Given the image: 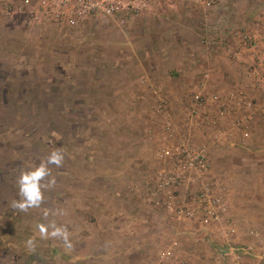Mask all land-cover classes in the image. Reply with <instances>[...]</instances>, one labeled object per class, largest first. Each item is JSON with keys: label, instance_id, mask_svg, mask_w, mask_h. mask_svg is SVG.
Segmentation results:
<instances>
[{"label": "rangeland", "instance_id": "1", "mask_svg": "<svg viewBox=\"0 0 264 264\" xmlns=\"http://www.w3.org/2000/svg\"><path fill=\"white\" fill-rule=\"evenodd\" d=\"M195 4L181 0L174 6L196 20L201 9ZM175 9L153 8L124 31L110 23L63 32L22 20L0 21V264H92V259L79 258L128 250L131 243L123 242L130 229L135 238L158 237L164 244L187 231L182 223L172 225L177 218L153 202L161 197L158 178L141 182L129 177H139L135 170L141 167L153 175L163 165L156 150L143 162L139 157L155 140L159 117L178 127L175 135L189 133L188 125L180 126L183 116L191 121L180 107L187 106L194 81L181 83L175 67L178 56L186 58L188 51L168 50L189 37L178 29L167 33ZM262 22L264 15L257 23ZM161 100L167 116L156 111ZM62 102L65 108L60 109ZM44 109L63 110L62 117L56 118V111L46 116ZM253 143L235 158H248L250 163L240 166L264 188V130ZM53 151L63 157L59 166L48 162ZM41 164L49 172L40 182L43 199L21 211L13 206L22 199L20 177ZM200 187L201 180H185L176 195L184 200ZM41 224L46 237L40 234ZM57 228L66 239L52 235ZM138 240L132 249L140 247ZM161 247L144 250L155 256Z\"/></svg>", "mask_w": 264, "mask_h": 264}, {"label": "crops", "instance_id": "2", "mask_svg": "<svg viewBox=\"0 0 264 264\" xmlns=\"http://www.w3.org/2000/svg\"><path fill=\"white\" fill-rule=\"evenodd\" d=\"M193 1L196 2V0ZM263 3L264 0H217L209 9L208 15L204 13V8L195 4L196 8L201 9L196 20L188 19V14H180L178 5L173 6L172 9L176 7L177 14L173 16L175 19L172 21V30L167 33L177 34L179 31L189 36L188 39L182 37V42L179 40L178 44L168 48V50L173 48V51H188L186 58L179 55V59H176L175 67L180 73L178 78L182 79L180 82L191 83L194 81L192 83L194 92L201 83L202 74L211 70L207 93L222 92L242 83L244 81L242 65L226 56L222 39L223 36H226V27L232 28L243 24L249 28L252 34L260 38V44L264 47V22L257 23L260 16L264 15ZM206 23H208V27ZM175 29H178L177 32ZM206 39H213L210 48L204 42ZM243 58L248 60L249 54H243ZM180 110L183 111V114L188 113L187 106H181ZM159 119L160 122L154 126L155 140L151 139L153 142H149L152 147L148 143L146 147L149 148L146 150L144 148L139 154L141 162L147 153L152 154V151L156 150L157 154L172 143V138L170 140L166 128H164L166 120L161 117ZM183 119L180 120L182 122L180 126L186 127L188 125V131H192L190 125L193 122L190 121L188 124ZM263 122L264 119L262 118L256 120L250 137L246 139L238 134L227 145L209 146V154L213 160V168L209 173V178H217L216 182L223 188L229 206L227 214L222 217L220 222L203 225L193 220L174 219L172 225L182 223L187 231H183L179 235L176 233L166 244L159 242L158 237L149 238L142 235L135 238L132 235L135 231L130 229L128 234L132 236L126 235L123 242L124 244L131 243L128 250L107 253L96 251L88 255V258L79 259H92V264H264V206L261 203V198L264 199V188L255 185L251 180L254 174L251 175L244 166H240L250 163L248 158H239V160L235 158L237 154L242 152V149L256 146L253 141L264 130ZM193 132L195 140L202 142L201 144L207 143L204 136V124L195 123ZM220 148H223L222 151ZM224 148L230 150H224ZM150 150L152 151L150 152ZM230 163L235 164L234 167ZM135 169L133 168V171ZM139 169L135 171H139L140 176L131 175L129 176L131 180H136L134 178L136 177L137 179L140 178L142 182L143 178L147 179L149 176L153 177L152 180L157 178L156 173L149 175L144 173L142 167ZM255 233L258 237L255 236ZM138 238H140L137 241L140 247H136V250L132 249L137 246L133 244ZM113 242H118V240H113ZM148 245L154 246L156 249L158 245L162 247L153 256L144 250ZM163 252H170V257L163 258L161 256ZM121 260L123 261L121 262Z\"/></svg>", "mask_w": 264, "mask_h": 264}, {"label": "built area", "instance_id": "3", "mask_svg": "<svg viewBox=\"0 0 264 264\" xmlns=\"http://www.w3.org/2000/svg\"><path fill=\"white\" fill-rule=\"evenodd\" d=\"M179 1L181 0H0V21L22 20L63 32L110 23L124 31L147 17L153 8L160 10L163 5L173 7ZM216 1L196 0V4L204 8V13L208 15ZM206 26L208 27V23ZM212 41L213 39L204 40L209 48ZM222 46L228 58L242 65L244 81L228 90L209 94L207 91L212 72L210 70L202 74L201 83L189 99L187 109L193 122L190 127L194 128L195 123L204 124L207 143L195 142L193 130L176 136L178 127L168 119L164 128L172 138V143L156 154V159L163 165L156 172L161 197L153 202L177 219L193 220L203 225L220 222L229 210L223 188L209 178V146L227 145L238 134L246 139L250 137L256 120L264 119V47L260 44V38L252 34L247 26H235L226 30ZM245 53L249 54L248 60L243 58ZM162 100L156 111L167 116ZM193 179L201 180L200 190L187 199L180 200L176 189L185 180ZM255 236L258 237L257 233ZM170 255V252L161 254L163 258H169Z\"/></svg>", "mask_w": 264, "mask_h": 264}, {"label": "clouds", "instance_id": "4", "mask_svg": "<svg viewBox=\"0 0 264 264\" xmlns=\"http://www.w3.org/2000/svg\"><path fill=\"white\" fill-rule=\"evenodd\" d=\"M62 159L63 157L60 155L58 151H53L48 158V162L59 166L62 162ZM47 175H49V172L46 165L44 164H41L34 171L23 173L19 180L20 196L22 197V199L19 202H14L13 206L21 211H27L30 207L39 206V204L43 199L40 182ZM38 227L41 236L46 237L47 236L46 226L41 224L38 225ZM61 234L65 235V239L67 238L66 233H64L62 229L57 228L52 233L53 236H57ZM28 243L29 245H31L33 242L30 239Z\"/></svg>", "mask_w": 264, "mask_h": 264}, {"label": "trees", "instance_id": "5", "mask_svg": "<svg viewBox=\"0 0 264 264\" xmlns=\"http://www.w3.org/2000/svg\"><path fill=\"white\" fill-rule=\"evenodd\" d=\"M11 85H14V84H11ZM9 91V90H8ZM14 92V90H12V92H10V93H13ZM15 93V92H14ZM11 95H13V94H11ZM14 99V98H13ZM15 100V99H14ZM14 100H10V101H12V102H15ZM11 105V103L9 102V100H6V107L8 108L9 106ZM49 105V104H48ZM72 105L73 106H75V103L74 102H72ZM13 106V105H12ZM67 106V105H66ZM60 107V106H59ZM63 108H65V107H63V102L61 103V107H60V109H63ZM68 108H70V107H68ZM56 111V112H55ZM43 113H44V115H48L49 116V114H50V112L52 113V112H55V113H57L58 115H56L55 117L56 118H61L62 116H61V113H63V110H49V109H44L43 111H42ZM59 116V117H58ZM50 117V116H49Z\"/></svg>", "mask_w": 264, "mask_h": 264}]
</instances>
